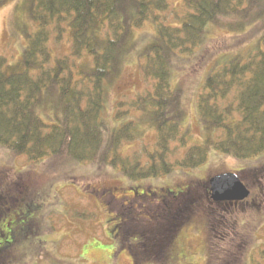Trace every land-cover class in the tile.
Masks as SVG:
<instances>
[{"label": "trees", "instance_id": "16d2710c", "mask_svg": "<svg viewBox=\"0 0 264 264\" xmlns=\"http://www.w3.org/2000/svg\"><path fill=\"white\" fill-rule=\"evenodd\" d=\"M11 1L0 0V8ZM173 1L180 2L183 14L168 24L170 0H26L37 30L16 63L0 57V146L33 164L51 159L105 166L129 181L196 169L207 161L209 150L241 162L258 159L264 153V0ZM63 22L71 53L52 61L48 26L60 29ZM145 23L155 30L140 53L141 75L150 89L135 93L130 102H118L114 118H130L109 129L102 117L107 85L119 77L134 50V32ZM218 28H244L245 34L252 32L251 40L245 51H236L243 45L236 43L214 59L195 99L203 143L188 146L182 127L188 113L184 91L174 82V60L192 59ZM86 56L89 61L78 65ZM147 128L155 136L150 149L145 145L140 153H124L125 144L140 139ZM179 149L183 157L171 161ZM198 186L211 204L207 184L197 181L184 191L160 192V203L138 213L109 208L118 248L128 252L133 264H170L176 231L191 215L207 217L214 248L208 215L214 212L218 224L225 214L233 223L236 214L204 210ZM259 259L249 264H264V249Z\"/></svg>", "mask_w": 264, "mask_h": 264}, {"label": "rangeland", "instance_id": "374dc122", "mask_svg": "<svg viewBox=\"0 0 264 264\" xmlns=\"http://www.w3.org/2000/svg\"><path fill=\"white\" fill-rule=\"evenodd\" d=\"M182 14L180 2L170 0L165 14L166 23L175 22ZM36 30V23L28 15L26 0H13L1 7L0 57H4L9 65L16 63L27 46L29 36ZM48 30L47 47L52 61L69 57L72 45L67 24L61 23L60 29L53 24L48 26ZM235 30L215 29L192 59L174 60L177 62L173 71L174 82L179 83L184 91L183 107L188 113L182 125L187 133L188 146L203 143L195 99L214 59L229 52L236 43L243 44L234 48L236 51H245L251 40L252 32L245 34L244 28ZM154 33L150 23L135 30L134 50L119 77L107 85V101L102 117L104 126L106 123L109 129L118 128L130 118H114L118 102H130L135 93L150 89V82H145L141 75L140 53ZM89 59L82 57L77 64L87 63ZM131 117L138 118L134 113ZM154 139L153 130L147 128L140 139L125 144L124 153H140L145 145L150 149ZM183 154L184 150H175L169 159L177 160ZM259 157L241 162L209 150L207 161L196 169L176 168L169 176L129 181L105 166L51 159L33 164L25 156H16L0 146V247L10 244L0 249V264H133L128 252L118 248L116 224L109 208L112 211L124 207L134 212L142 211L147 206L154 207L160 203V192L184 191L197 181L208 186L211 177L224 172L242 177L251 191L245 201L249 203L228 208L212 202L208 204L203 198V186H198L195 191L203 198L204 210L213 209L215 214L229 212L236 214V219L229 223L230 218L224 213L222 219L217 217L219 221L215 224L214 212L208 215L213 225L215 244L210 249L211 232L207 217L204 214L189 216L176 231L168 262H262L259 251L264 249V187L259 185V180L264 177V153Z\"/></svg>", "mask_w": 264, "mask_h": 264}, {"label": "water", "instance_id": "95a60500", "mask_svg": "<svg viewBox=\"0 0 264 264\" xmlns=\"http://www.w3.org/2000/svg\"><path fill=\"white\" fill-rule=\"evenodd\" d=\"M209 197L214 203L242 202L249 197V190L232 172L217 174L208 180Z\"/></svg>", "mask_w": 264, "mask_h": 264}, {"label": "flooded vegetation", "instance_id": "af4514ba", "mask_svg": "<svg viewBox=\"0 0 264 264\" xmlns=\"http://www.w3.org/2000/svg\"><path fill=\"white\" fill-rule=\"evenodd\" d=\"M259 185L264 187V177L262 178V180H259ZM262 195L264 196V191L262 192ZM264 202V200H262ZM249 202H241V203H232V202H222V203H218L220 206L222 207H238L239 205H247ZM149 207V206H147ZM7 245L10 244H5L4 246L2 245V247H0V249L5 248Z\"/></svg>", "mask_w": 264, "mask_h": 264}]
</instances>
